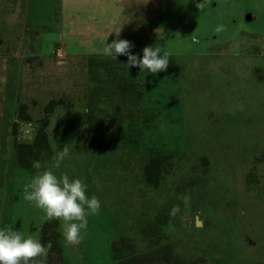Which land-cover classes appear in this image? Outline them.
<instances>
[{
    "label": "rangeland",
    "instance_id": "374dc122",
    "mask_svg": "<svg viewBox=\"0 0 264 264\" xmlns=\"http://www.w3.org/2000/svg\"><path fill=\"white\" fill-rule=\"evenodd\" d=\"M200 2L0 0V228L40 240L43 212L23 199L37 170L19 155L41 128V170L101 202L82 242L59 233L47 264H119V238L182 264H264V0ZM116 39L140 56L160 46L167 70L105 56ZM152 157L167 163L156 188Z\"/></svg>",
    "mask_w": 264,
    "mask_h": 264
},
{
    "label": "clouds",
    "instance_id": "9594fccd",
    "mask_svg": "<svg viewBox=\"0 0 264 264\" xmlns=\"http://www.w3.org/2000/svg\"><path fill=\"white\" fill-rule=\"evenodd\" d=\"M206 6L207 0L196 5L200 10ZM133 47L131 41L116 39L111 43L105 41L102 51L115 60L117 56H127L128 67H138L140 72L155 75L167 70L170 57L160 46H145L142 56L133 54ZM69 155L70 150L63 148L52 158L53 167L59 169ZM32 167L37 171L23 187V199L43 212V222H59L58 231L66 246L79 245L86 234L88 217L99 214V198L94 194L91 197L87 195L88 185L80 178H70L67 173L58 177L52 169L41 170L38 160L32 162ZM182 199L186 201L187 197ZM177 212L179 206H174L170 215L174 217ZM50 250L51 244L45 245L11 227L0 228V264H47Z\"/></svg>",
    "mask_w": 264,
    "mask_h": 264
},
{
    "label": "trees",
    "instance_id": "16d2710c",
    "mask_svg": "<svg viewBox=\"0 0 264 264\" xmlns=\"http://www.w3.org/2000/svg\"><path fill=\"white\" fill-rule=\"evenodd\" d=\"M47 147V133L41 128L36 132L32 144L20 146L21 149L26 151L19 155L20 163L25 166H32V162L38 160L40 153L47 149ZM164 173H167V163L162 162L158 157L150 158L143 169V176L146 183L154 188L158 187ZM58 238L57 221L45 222L40 229L41 243L45 245L51 244L50 252L59 253L60 245ZM111 248L118 255V259L120 260L119 264H182L174 255L172 249L166 245L159 246L142 254H137L132 243L123 238H119L111 243Z\"/></svg>",
    "mask_w": 264,
    "mask_h": 264
},
{
    "label": "built area",
    "instance_id": "2783aa9c",
    "mask_svg": "<svg viewBox=\"0 0 264 264\" xmlns=\"http://www.w3.org/2000/svg\"><path fill=\"white\" fill-rule=\"evenodd\" d=\"M25 128H27L26 130H25V133H24V135L23 136H25V137H27L28 135H29V130L28 129H30V124H26L25 125Z\"/></svg>",
    "mask_w": 264,
    "mask_h": 264
},
{
    "label": "water",
    "instance_id": "95a60500",
    "mask_svg": "<svg viewBox=\"0 0 264 264\" xmlns=\"http://www.w3.org/2000/svg\"><path fill=\"white\" fill-rule=\"evenodd\" d=\"M199 224H200V222L197 221V222H196V226H198Z\"/></svg>",
    "mask_w": 264,
    "mask_h": 264
}]
</instances>
